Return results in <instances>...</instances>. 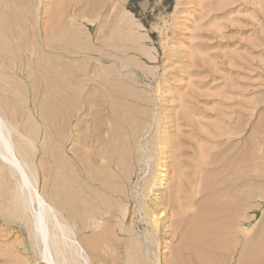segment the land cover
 I'll return each instance as SVG.
<instances>
[{"label":"rangeland","instance_id":"1","mask_svg":"<svg viewBox=\"0 0 264 264\" xmlns=\"http://www.w3.org/2000/svg\"><path fill=\"white\" fill-rule=\"evenodd\" d=\"M0 109L89 263L264 264V0H0ZM9 171L0 264H50Z\"/></svg>","mask_w":264,"mask_h":264},{"label":"bare ground","instance_id":"2","mask_svg":"<svg viewBox=\"0 0 264 264\" xmlns=\"http://www.w3.org/2000/svg\"><path fill=\"white\" fill-rule=\"evenodd\" d=\"M91 46V45H90ZM120 47V46H119ZM81 48V47H80ZM91 50V49H90ZM96 50V49H95ZM101 52V51H100ZM121 64V63H120ZM122 66V65H121ZM125 66V65H123ZM85 67V66H84ZM69 75V74H68ZM87 77V76H86ZM66 79V78H65ZM87 79V78H86ZM30 82V81H29ZM65 83V82H64ZM67 85V83H66ZM104 91V90H103ZM66 92V91H65ZM127 92V91H126ZM69 97V96H68ZM70 105V104H69ZM8 106V105H7ZM6 106V107H7ZM70 107V106H69ZM7 109V108H6ZM1 110V109H0ZM4 115V114H3ZM3 115L1 114L0 112V160L4 163H6L10 169V171H12L13 173H15L18 177V187H19V202L21 203V208L22 209H29L30 210V222H31V226H32V229L34 231V236L36 238V241H37V244L39 246V249H40V256L41 258H43L46 262L50 263V264H56V260H55V257L58 259V261H60L61 264H91L89 263L90 259L88 258V256L83 253L84 252V248L83 246L76 240V238L74 237L75 235V232H74V225L71 223V218L73 216H71V218L67 217L66 214L68 213H63V207L59 210L56 206H55V203H53V197H51L50 193L47 194V193H42V192H39L37 191L36 187H35V181L36 178H35V166H34V163L32 162V160L29 159V157L31 158L32 154L30 155L29 154V157H27L26 159V156H21V158L18 157L17 153L16 152H19V151H16L15 149V146L13 144V141L10 139V136H11V129H15V127H10V125L7 123V121L4 119ZM67 117V116H66ZM69 121V120H68ZM15 132V131H14ZM119 132V131H118ZM13 133V131H12ZM22 137V136H21ZM28 140V139H27ZM124 141V140H123ZM129 144V143H128ZM255 144V143H254ZM122 145V144H121ZM125 147V146H124ZM18 148V147H17ZM121 149V148H120ZM21 150V149H20ZM107 150V149H106ZM23 152V151H22ZM26 153V152H25ZM54 156V155H53ZM254 156V155H253ZM253 156L251 157L253 159ZM55 157V156H54ZM121 157V156H120ZM70 158V157H69ZM217 158V157H216ZM54 159V158H53ZM130 160V159H129ZM67 161H71V160H68ZM85 161V160H84ZM83 161V162H84ZM126 161V160H125ZM52 162V161H51ZM66 162V160L64 161ZM72 162V161H71ZM74 162V160H73ZM83 162H80L82 163L81 165H83ZM85 162H88L87 160ZM120 162V161H119ZM89 163V162H88ZM115 162H113L114 164ZM118 163V162H117ZM227 163V162H226ZM233 163V162H232ZM244 163V162H243ZM253 163V162H252ZM250 161V164L253 165ZM72 163H70L71 165ZM85 164V163H84ZM128 164V163H127ZM242 164V163H241ZM256 164V163H255ZM66 165V164H65ZM68 165V163H67ZM69 165V166H70ZM93 165V164H91ZM96 165V164H94ZM107 165V164H106ZM227 165V164H226ZM236 165V164H235ZM250 165L251 168H253L252 166ZM62 166H63V163H62ZM72 166V165H71ZM109 166V165H107ZM115 166H119V165H115ZM128 166V165H127ZM67 167V166H66ZM73 167V166H72ZM89 167V166H88ZM110 167V166H109ZM224 167V166H223ZM245 167V166H244ZM247 167V166H246ZM61 168V167H60ZM68 168V167H67ZM71 168V167H70ZM92 170L93 168H96L95 166L91 167ZM98 168V167H97ZM64 169V168H63ZM72 169V168H71ZM76 169V168H74ZM78 169V168H77ZM90 169V168H89ZM88 169V171H89ZM107 169V168H106ZM87 170V169H86ZM96 170V169H95ZM120 170V169H119ZM252 170V169H251ZM9 171V172H10ZM85 171V170H84ZM85 172L86 175L87 173L91 174L90 172ZM238 171H242L238 169ZM236 172V176L234 177L236 181V185H238L237 183V180H239L240 178V174L241 172ZM75 172V171H74ZM233 172V171H232ZM69 173L68 175H70V172H67ZM77 173V172H76ZM125 173V172H124ZM66 174V173H64ZM83 174V173H82ZM88 174V175H89ZM229 174V173H227ZM226 174V175H227ZM256 174V173H255ZM78 175V174H77ZM85 175V176H86ZM87 175V178L89 177ZM91 175H90V178H91ZM63 176V175H62ZM75 176V175H74ZM73 176V177H74ZM80 176V174H79ZM77 176V177H79ZM84 176V177H85ZM95 177V175H93ZM108 176V175H107ZM255 176V175H254ZM66 176L64 175V177L62 178H65ZM68 177V176H67ZM66 177V178H67ZM72 177V176H71ZM93 177V178H94ZM69 178V177H68ZM90 178H88L87 180H89ZM93 178H91L90 180H94ZM98 178V177H97ZM113 178V177H111ZM73 179V178H71ZM101 179V178H100ZM224 179V178H223ZM63 180V179H62ZM61 180V182H62ZM68 181V179H66ZM80 180V179H79ZM83 179H81L82 181ZM107 180V179H105ZM146 180V179H145ZM220 180V178L218 179ZM217 180V181H218ZM227 180H228V177H227ZM72 181V180H71ZM75 182V179L73 180ZM85 181V180H84ZM78 182V181H77ZM107 182V181H106ZM221 182V181H220ZM219 182V183H220ZM68 183V182H67ZM81 183V182H80ZM240 183V182H239ZM63 184V182H62ZM75 184V183H74ZM83 184V183H82ZM104 184V183H103ZM107 184V183H106ZM218 184V183H217ZM59 185V184H58ZM102 185V184H101ZM253 185V184H252ZM251 185V186H252ZM64 186V184H63ZM95 186V185H94ZM107 186V185H106ZM109 187H111L110 185H108ZM240 185H238L237 187H239ZM74 187V186H73ZM72 187V189H73ZM77 187V186H76ZM80 187V186H79ZM89 187H92V186H89ZM108 187V188H109ZM121 187V186H120ZM88 188V187H87ZM101 187H99L100 189ZM107 188V187H106ZM107 188V189H108ZM240 188V187H239ZM66 189V188H65ZM78 189V188H77ZM92 188H90V191H91ZM104 189V188H103ZM119 189V187H118ZM79 190V189H78ZM102 190V189H100ZM105 190V189H104ZM108 190H111L110 188ZM107 190V191H108ZM232 190V189H231ZM237 191H239L238 189H236ZM63 189H62V193H63ZM80 191L82 192V194H87L88 192L86 191V186L83 185L80 189ZM89 191V190H88ZM113 191V190H112ZM236 191V192H237ZM244 191V190H243ZM68 192H70V190H68ZM94 192V191H93ZM106 192V191H105ZM217 192V191H216ZM231 192V191H230ZM65 193V191H64ZM77 194V193H76ZM81 194V195H82ZM91 194V193H89ZM98 194V192H97ZM103 194L101 191L99 192V196H105V194ZM107 194V193H106ZM220 196H226V194H221L219 193ZM16 195V194H15ZM66 195V193H65ZM69 195V194H68ZM54 196V195H53ZM64 196V195H63ZM67 196V195H66ZM65 197V196H64ZM63 197V198H64ZM88 197V196H87ZM95 197V196H94ZM108 197V196H107ZM233 197V195L231 196ZM17 198V197H16ZM71 198V197H70ZM90 198V197H89ZM65 199V206L67 204V209L65 208V211L66 210H69L70 211V214L74 213L75 209L73 210L74 212L71 213V207L74 206L71 205L70 207V199H69V196L66 200ZM103 199V198H102ZM106 199V197H105ZM107 200V199H106ZM52 201V202H51ZM109 201V200H108ZM107 201V203H108ZM55 202V201H54ZM63 202V203H64ZM94 202V201H93ZM92 202V203H93ZM114 202V201H112ZM224 202V201H223ZM227 202V201H226ZM237 202V201H236ZM95 203V202H94ZM109 204V203H108ZM119 204V203H118ZM221 204V203H220ZM225 204V203H224ZM90 203L88 202V199H86L84 196H82V199H81V206L80 208L82 209L83 213H89L90 210H86V208H90L89 207ZM96 205V203H95ZM106 205V204H105ZM91 206V210L93 211V208H92V205ZM115 206V205H114ZM117 206V205H116ZM236 206V205H235ZM107 207V206H105ZM76 208V207H75ZM223 210H224V205L222 203V207H221ZM73 209V207H72ZM221 209V210H222ZM240 209V208H239ZM86 210V211H85ZM97 210V208H96ZM99 210V209H98ZM237 210H238V207H237ZM241 210V209H240ZM81 211V212H82ZM78 212V210H77ZM94 212V211H93ZM92 212V213H93ZM91 213V212H90ZM91 213V214H92ZM146 213V212H145ZM78 213H76L77 215ZM204 214V212H203ZM74 216H76L75 214H73ZM79 215V214H78ZM83 215V214H82ZM99 215V214H98ZM147 215V214H146ZM85 216V215H83ZM90 216V214H89ZM92 217H94L93 215H91ZM100 216V215H99ZM238 214L237 216V219L235 220V224L232 222V227L229 228L228 231H230L231 235L233 236V238H238L239 235H240V232H241V229L240 228V221H239V218H238ZM241 216V215H240ZM239 216V217H240ZM80 217V216H79ZM91 217V220L93 219ZM102 217V216H101ZM147 217V216H146ZM156 217L153 213H152V216L150 217L151 219V222L155 225L156 224ZM181 217V216H180ZM89 218V217H88ZM196 218V217H195ZM244 218V217H243ZM241 218V219H243ZM74 219V218H73ZM106 219V218H105ZM87 220V218H86ZM85 220V221H86ZM94 220V219H93ZM197 220V219H196ZM203 220V219H202ZM233 220V218H232ZM73 221V220H72ZM90 221V220H89ZM96 221V220H95ZM201 221V220H200ZM87 222V221H86ZM193 222V221H192ZM199 222V220H198ZM204 222H205V219H204ZM90 224V222H89ZM152 224V225H153ZM86 225V224H85ZM88 225V224H87ZM94 225L96 227L99 226L98 222L94 223ZM192 225V224H191ZM230 225V226H231ZM92 226V224H91ZM85 228V226H83ZM106 227V226H105ZM202 227V226H201ZM87 228V227H86ZM252 229V228H251ZM103 231V228L101 229ZM253 230V229H252ZM227 231V232H228ZM251 231V230H249ZM221 232V231H220ZM225 232V231H224ZM94 233V232H93ZM98 233V232H97ZM223 233V232H222ZM229 233V232H228ZM253 232H251L252 234ZM102 234V233H101ZM96 235V234H95ZM98 235V234H97ZM103 235V234H102ZM254 235V234H253ZM104 236V235H103ZM99 237V236H98ZM101 237V236H100ZM102 239V237H101ZM252 238L249 237V242H251ZM93 240V239H92ZM103 240V239H102ZM105 240V239H104ZM235 241V240H234ZM253 241V240H252ZM85 242V241H84ZM94 242V240H93ZM99 242V241H97ZM237 242V241H236ZM91 243V242H90ZM101 243V242H100ZM215 243V242H214ZM236 244V243H235ZM251 244V243H250ZM253 244V243H252ZM251 249V248H250ZM59 256V257H58ZM90 257V256H89Z\"/></svg>","mask_w":264,"mask_h":264}]
</instances>
